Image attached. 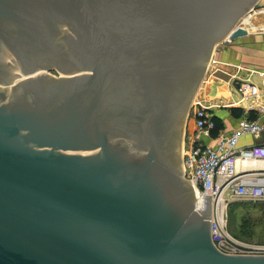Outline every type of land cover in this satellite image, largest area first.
Segmentation results:
<instances>
[{
  "label": "water",
  "instance_id": "obj_1",
  "mask_svg": "<svg viewBox=\"0 0 264 264\" xmlns=\"http://www.w3.org/2000/svg\"><path fill=\"white\" fill-rule=\"evenodd\" d=\"M258 1L0 0V264H264L214 248L181 158Z\"/></svg>",
  "mask_w": 264,
  "mask_h": 264
},
{
  "label": "built area",
  "instance_id": "obj_2",
  "mask_svg": "<svg viewBox=\"0 0 264 264\" xmlns=\"http://www.w3.org/2000/svg\"><path fill=\"white\" fill-rule=\"evenodd\" d=\"M224 42H230L229 38ZM237 90L245 96L257 94L248 83H240ZM190 109L192 134L189 145L185 150L183 147L182 171L195 190V209H203V195H210L212 245L225 255L264 256V243L243 241L228 231L229 204L233 200L264 201V166H254L264 162V141L239 146L243 136H264V119L260 122L242 118L237 130L214 134L216 122L209 109L200 102L193 103ZM207 140H213L214 146Z\"/></svg>",
  "mask_w": 264,
  "mask_h": 264
},
{
  "label": "crops",
  "instance_id": "obj_3",
  "mask_svg": "<svg viewBox=\"0 0 264 264\" xmlns=\"http://www.w3.org/2000/svg\"><path fill=\"white\" fill-rule=\"evenodd\" d=\"M246 30V35L230 43L224 42L225 47L220 50L218 58H215V55L211 57L207 70L213 74L205 83L202 99H198V102L209 109L213 119H217L220 124L219 134H228L237 130L238 122L242 118L260 122L264 119V110L260 109H264V33L253 36L248 32L264 31V25L254 22ZM218 68L221 70L219 71ZM240 83L253 85L257 94L242 95L237 90ZM213 87L216 90L214 94H211ZM263 141V134L243 136L239 140V146H248ZM205 142L210 146L215 144L213 140ZM254 166H264V162H257ZM229 205H264V201L233 200Z\"/></svg>",
  "mask_w": 264,
  "mask_h": 264
},
{
  "label": "rangeland",
  "instance_id": "obj_4",
  "mask_svg": "<svg viewBox=\"0 0 264 264\" xmlns=\"http://www.w3.org/2000/svg\"><path fill=\"white\" fill-rule=\"evenodd\" d=\"M242 17V19L238 21L236 27H239L241 29L245 27L248 28L249 26L253 25L254 22H257L260 25H264V0H259L253 6V8L247 11ZM247 28L243 30L247 31ZM248 32L253 36L258 35V33H264V31L262 30H254ZM224 47V42L218 44L215 47L212 56L214 57L215 55V58H218L220 55V50ZM218 69L219 71L221 70L220 68ZM206 73L207 74L205 75L199 89L197 90L194 99L191 101L190 107L193 103H197L198 99H202L205 91V83L207 82V79H209L211 74H213L211 73V71L208 72V70L206 71ZM51 74L57 76V73L55 71H51ZM215 90V87H213L211 94H214ZM190 111L191 109H189L184 122V131L181 142V158L183 155V147L185 150L189 145V139L191 138L190 136L192 134ZM228 231L230 234L243 241H257L264 243V205H230L228 211Z\"/></svg>",
  "mask_w": 264,
  "mask_h": 264
},
{
  "label": "trees",
  "instance_id": "obj_5",
  "mask_svg": "<svg viewBox=\"0 0 264 264\" xmlns=\"http://www.w3.org/2000/svg\"><path fill=\"white\" fill-rule=\"evenodd\" d=\"M214 120H215V122L217 121V119H215V118H214ZM218 130H220V124L217 121L216 122V130H215L214 134L218 133Z\"/></svg>",
  "mask_w": 264,
  "mask_h": 264
},
{
  "label": "bare ground",
  "instance_id": "obj_6",
  "mask_svg": "<svg viewBox=\"0 0 264 264\" xmlns=\"http://www.w3.org/2000/svg\"><path fill=\"white\" fill-rule=\"evenodd\" d=\"M242 18H243V17H242ZM242 18H241V19H242ZM244 18H245V17H244ZM241 19H240V20H241ZM199 91H200V90H199Z\"/></svg>",
  "mask_w": 264,
  "mask_h": 264
},
{
  "label": "flooded vegetation",
  "instance_id": "obj_7",
  "mask_svg": "<svg viewBox=\"0 0 264 264\" xmlns=\"http://www.w3.org/2000/svg\"><path fill=\"white\" fill-rule=\"evenodd\" d=\"M189 115V114H188Z\"/></svg>",
  "mask_w": 264,
  "mask_h": 264
}]
</instances>
